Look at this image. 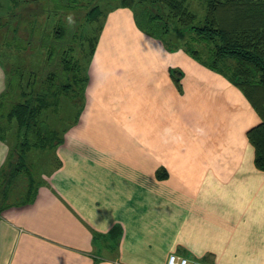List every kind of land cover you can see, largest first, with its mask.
<instances>
[{
	"label": "crops",
	"instance_id": "obj_1",
	"mask_svg": "<svg viewBox=\"0 0 264 264\" xmlns=\"http://www.w3.org/2000/svg\"><path fill=\"white\" fill-rule=\"evenodd\" d=\"M100 26L83 93L59 109L73 121L43 116L62 143L27 153L46 163L33 199L0 214V264H264V171L247 139L261 120L243 92L141 32L120 1Z\"/></svg>",
	"mask_w": 264,
	"mask_h": 264
},
{
	"label": "trees",
	"instance_id": "obj_2",
	"mask_svg": "<svg viewBox=\"0 0 264 264\" xmlns=\"http://www.w3.org/2000/svg\"><path fill=\"white\" fill-rule=\"evenodd\" d=\"M119 1L120 7L132 10L141 32L160 41L168 51L182 49L243 92L261 120L248 130L247 139L254 150L255 167L264 171V0ZM194 1L202 4L200 14L192 7ZM85 16L87 21H94L97 9L93 7ZM100 29L98 25L95 36L89 39L88 60ZM17 30L15 26L8 31L13 35L6 38L7 45L16 46ZM64 36L61 27L54 33L57 42L62 43ZM28 44L31 46L30 40ZM49 49L50 60L59 47L52 45ZM66 53L61 50L58 73L47 70L38 89L36 78L24 88L23 70L3 65L5 90L0 95V140H5L13 122L16 130L15 142L0 169V214L5 208L22 206L33 199L35 166L27 160V153L53 151L62 143L60 133L43 116L48 112L57 114L64 98L74 101L83 93L86 78L79 73L77 60L68 59ZM169 74L179 88L182 73L170 69Z\"/></svg>",
	"mask_w": 264,
	"mask_h": 264
},
{
	"label": "rangeland",
	"instance_id": "obj_3",
	"mask_svg": "<svg viewBox=\"0 0 264 264\" xmlns=\"http://www.w3.org/2000/svg\"><path fill=\"white\" fill-rule=\"evenodd\" d=\"M118 2L119 0H0V10H3L0 26L3 25L4 28V31L0 32L2 35L0 60L3 65H11L23 70L24 88L27 87V82H32L36 78L35 87L38 89L46 77L47 70L52 72L58 70L61 50L67 51L68 59L77 60L79 73L85 77L89 39L95 36L98 25L102 23L109 8ZM93 7L97 9V17L90 22L85 15ZM192 7L199 14L202 12V4L199 2L194 1ZM15 26L18 29L16 35L19 36L17 44L7 45L6 38L13 35L8 31H12ZM59 27L65 31L62 43L54 39V33ZM29 40L31 46H28ZM52 45L61 49H58L49 60V47ZM59 114L63 122L58 124L59 120L54 114H50L53 115L50 119L57 121V124L50 122L53 128L62 130L70 125L76 113L73 107L64 104ZM30 160L34 161L33 166L36 168L33 169L34 172L46 165L40 158L34 160L30 157Z\"/></svg>",
	"mask_w": 264,
	"mask_h": 264
},
{
	"label": "built area",
	"instance_id": "obj_4",
	"mask_svg": "<svg viewBox=\"0 0 264 264\" xmlns=\"http://www.w3.org/2000/svg\"><path fill=\"white\" fill-rule=\"evenodd\" d=\"M166 264H201L198 261H189L184 257H178L175 254H170L167 258Z\"/></svg>",
	"mask_w": 264,
	"mask_h": 264
}]
</instances>
